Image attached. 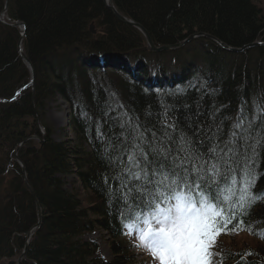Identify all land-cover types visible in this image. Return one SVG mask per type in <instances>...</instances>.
Wrapping results in <instances>:
<instances>
[{"label": "trees", "instance_id": "16d2710c", "mask_svg": "<svg viewBox=\"0 0 264 264\" xmlns=\"http://www.w3.org/2000/svg\"><path fill=\"white\" fill-rule=\"evenodd\" d=\"M113 1L122 14L142 23L156 43L174 42L198 31L212 33L232 46L264 36V10L259 0ZM8 17L11 22L26 25L23 49L43 85L38 83L39 90L43 94L49 90L53 96L60 93L69 102L73 134H62L55 140L53 129L46 124L45 143L36 147L34 140H30L28 148L24 147L31 154L22 158L42 216L27 250L29 261L22 264H31V260L37 264H99L91 258L94 245L83 238L92 231L108 232L117 264H136L134 254L117 243L119 219L127 208L114 201L113 189L122 199L127 197L124 181L116 183L127 160H117L122 153L111 161L106 159L109 149L118 146L127 135L129 126L139 125L140 131H144L143 126L157 123L156 114L160 113L159 123L174 126L179 117L181 126L186 127L184 118L190 116L191 122L203 129L196 137L197 143L213 133L229 139L239 120H243L245 127L254 121L257 130L264 126V47L235 54L209 44L208 40H194L190 48L180 51L181 56L176 53L171 61L155 65L153 72L158 79L167 81L171 77L175 84L172 89H154L126 71L125 76L118 70H114L113 76L99 70L91 73L70 54L75 44L94 40L88 30L91 22L110 39L98 38L95 42L99 49H103L100 40L121 50L142 43L139 32L119 22L105 8L103 0H10ZM18 39L17 28L0 25L1 97L10 96L13 86L29 77L17 53ZM59 54L67 55L59 58ZM147 55L145 60L157 59V55ZM184 68H191L194 76H186ZM2 105L0 264H5L20 253L25 233L38 219L36 203L23 182L21 168L17 163L9 167V156L23 137L38 131L32 116L31 123L26 124L28 113H13L19 108L17 104L8 106L10 109L5 112ZM167 105H175L178 110L169 113ZM183 105H188L190 111ZM224 117L228 119L219 132L215 127L210 129L213 121L219 125ZM33 151L41 155L38 159L45 160L41 166L32 157ZM253 159L256 175L252 192L264 194V147H257ZM55 172L59 174L56 176ZM70 175L76 178L68 179ZM233 177L239 179L236 172ZM222 220L225 226L214 234V246H220L219 240H234L242 234L254 239L257 245L213 248L221 254L214 258L215 264H264V199L251 207L247 218L225 212Z\"/></svg>", "mask_w": 264, "mask_h": 264}, {"label": "snow or ice", "instance_id": "6c2138e0", "mask_svg": "<svg viewBox=\"0 0 264 264\" xmlns=\"http://www.w3.org/2000/svg\"><path fill=\"white\" fill-rule=\"evenodd\" d=\"M166 107L169 113L178 110L175 105ZM183 108L190 111L188 105ZM184 119L186 127L179 117L174 126L159 123L157 113V123L143 126L144 131H140L142 126H129L119 145L109 149L107 160L118 153L122 156L117 160H127L116 180L117 185L124 181L127 197L122 199L113 189L114 201L130 208L127 219L146 225L139 228L140 239L158 264H215L214 258L221 254L212 251L214 234L225 226L223 213L247 218L251 207L264 199V194L252 192L253 157L258 146L264 147V126L257 130L254 121L245 127L239 120L229 139L213 133L197 143L203 129L190 116ZM226 119L219 125L213 121L210 129L219 132Z\"/></svg>", "mask_w": 264, "mask_h": 264}, {"label": "bare ground", "instance_id": "6f19581e", "mask_svg": "<svg viewBox=\"0 0 264 264\" xmlns=\"http://www.w3.org/2000/svg\"><path fill=\"white\" fill-rule=\"evenodd\" d=\"M9 1L8 0V6H9ZM108 2L110 0H107ZM114 6L116 7L114 1L112 0ZM5 3V1H4ZM104 3V0H103ZM106 8V7H105ZM117 8V7H116ZM107 9V8H106ZM108 10V9H107ZM110 11V10H108ZM124 15V14H123ZM114 16V15H113ZM126 16V15H124ZM129 19L136 21L135 19L126 16ZM119 21V20H118ZM121 22V21H119ZM138 22V21H136ZM16 24H19L18 22H14ZM24 23V22H23ZM122 23V22H121ZM140 23V22H138ZM126 26H129L131 28H134L135 30H137L139 32V34L141 35L142 38V43L140 45L137 46H128L125 50H121V49H116V47H110L109 44L107 42H105L104 40H100V44L103 47V49H99V47H97V44L95 41L98 40V38L104 37V34H100V31L98 32L97 28L95 27V23L91 22L89 25V31L91 32L93 39H88L85 41H82L80 43H77L74 45L73 47V51L72 53H70L74 59L79 60L80 61V65L83 67L84 70H87L91 73H96L98 70L101 72H108L111 76L114 75L115 71L114 70H118L122 73H120V75L125 76L124 71H126V73L129 76H132L133 79H136L139 82H142L143 84H146L147 87L149 88H154V89H172L171 87L174 86L175 82L173 81L172 78L168 77L166 78L167 81H169L168 83H164L163 81H161V79H158L156 77V75L154 74V68L155 65L162 62V63H166L169 62L173 59V57H175V54L179 53L180 55V51L181 50H185L190 48V46H192V42H194V40H198V39H203V40H208L209 44H215L218 47H220L221 49L231 52V53H235V54H241V53H245V52H249L252 49L258 48V47H264V36L259 37L251 42L242 44L241 46H232L228 43H226L224 40L220 39L219 37H217L216 35L209 33V32H205V31H198V32H203L206 33L210 36H213L219 40H221L222 42L228 44L229 46H231L232 48H236V49H243L242 51H231V50H227L222 48L217 42H215L213 39L209 38V37H205V36H201L198 38H195L193 40H190L188 42H186V44H184L181 47H173L172 49H168L169 46H174L180 42H182L183 40H185L188 36H190L191 34L177 40L174 42H163V43H156L153 39V37L151 36L150 32L145 28V26L140 23L144 29H146V31L148 32L150 38L153 41V44L155 46V48H161V50H153L150 48L149 43L146 39V36L144 35V33L138 29L137 27L128 25L123 23ZM0 25L4 26L3 23L0 22ZM21 33H23L22 30H20ZM196 33V32H194ZM26 34V33H25ZM21 36V35H20ZM20 36L19 39L17 41V53L19 55V57L21 58L20 55V51L26 55V53L24 52L23 49V43H24V38L26 35H23V39L22 42L20 44V47L18 46V42L20 40ZM129 37V36H128ZM135 37V35L132 34V38ZM104 39H106L107 41H110V39L108 37H104ZM256 42H260L262 44L260 45H255L252 47H248V44L251 43H256ZM141 53V54H140ZM147 54H153V55H157V59H153V60H148L145 58L148 56ZM65 55L67 54H59V58H63L65 57ZM181 56V55H180ZM26 57L28 58V56L26 55ZM22 60V58H21ZM29 60V58H28ZM30 61V60H29ZM31 62V61H30ZM155 62V63H154ZM22 63L24 64L25 67H27L26 69L28 70V80L24 82H20L19 84L13 86V88L11 89V95L7 96V97H1L0 96V104H3V112L9 110L10 108H8V106H12L14 103L18 105V110L17 108L13 111L14 114H21L24 115L25 113L29 114V118H25V122L26 124H30V118L31 120L34 122L35 127H36V131H38V133H29L27 134L25 137H23V140L21 141V143H19L16 147L13 148L12 153L9 156V167L13 166L15 163H17L22 171V177H23V182L25 184V186L27 187V189L29 190L30 196L32 198H34L35 203H36V207H37V211L38 208L40 207V204L38 202V199L36 197V193L34 191V187L31 185L28 176H27V168H26V164L24 163V160L22 158V156H31V154H29L28 150H25V145L28 148V144L30 143V140L35 139L34 141V145L36 147H41L45 141H46V133H47V125L46 123H43V118L45 117V114L47 113L49 107L51 104L55 103L61 99L63 101L66 102L67 106L69 109V112L71 113V107L69 102L67 101V99L65 97H63L62 95H60V93H56L55 96L52 95V93L48 90H46L43 94V92H41V90H39L38 88V83L39 86L43 85L39 82L38 80V76L36 71H34L33 69V64L32 66L29 65V63L24 62L22 60ZM120 64V65H119ZM200 65V64H199ZM198 65V66H199ZM31 70H29L30 68ZM186 69V76H194V72H190L192 69L191 68H184ZM147 73H149V76L147 75ZM120 75L117 74V77L120 78ZM170 76H173V73L169 74ZM148 77V78H147ZM147 78V80H145ZM51 94V95H49ZM245 96H247V94L245 93ZM21 100V101H20ZM19 103V104H18ZM60 105V104H59ZM28 110V111H26ZM2 111V109H1ZM17 112V113H16ZM68 113V112H66ZM69 113V114H70ZM41 124L43 127H39L37 124ZM49 127L51 129H53V133H52V138L57 140L59 139V136L64 134V135H69L70 137H73L72 134V128L70 125V115L68 118V122L66 127L60 128V129H55L52 126L49 125ZM40 128V130H39ZM43 129V130H42ZM42 130V131H41ZM40 134L41 138H37L36 135ZM45 137V138H44ZM24 148V149H23ZM35 153L34 156L32 157H40V154H37L36 152H32ZM33 155V154H32ZM36 158H30L31 159H35ZM36 161H38L39 165L41 166L45 160L43 159H36ZM8 167V169H9ZM58 172H55L54 175H58ZM68 179H71V177H75L74 175H70L68 176ZM76 178V177H75ZM69 186V185H68ZM31 189V190H30ZM41 210V208H40ZM2 211V209L0 208V212ZM130 211V208H127V212L124 213L123 215L120 216L119 219V232H118V240L117 243L120 244L123 248L124 245L126 246V250H128V253L132 254L134 253V250L137 248L136 243H133L130 238H128V235L130 234V232L127 231V226L129 225V227L131 226H135V229H139L140 227L143 226V222L141 221L139 223V225L137 224V222L135 220H129L127 219V215ZM2 213V212H1ZM42 216V212L40 213ZM146 216V214H145ZM39 220V212H38V219L37 222L25 233L24 236V242H23V246L21 248L20 253H18L14 258L11 259V263L12 264H22L25 261H29V258L27 257V250L30 246V243L32 241V237L33 234L36 232V230L39 229V227L34 228V226L38 223ZM41 225V223H40ZM34 228V229H33ZM31 231V235L28 234V232ZM99 231H92L90 234H94L97 235ZM106 238L108 239V242L106 246L109 247V251L104 249V254H102L101 256H99L100 253L103 252L102 247V241L100 238H98L97 236H93L92 240H86L87 242H89L90 244L94 245L93 251H92V256L91 258L93 260H97L99 261V264L102 263H110V264H117V261L113 255V252L110 248V240H111V236L108 234V232H102ZM89 234V233H88ZM133 237L136 233H132ZM135 239V238H134ZM105 247V246H104ZM31 264H37L36 262H34L33 260H31ZM136 264H144V262H136Z\"/></svg>", "mask_w": 264, "mask_h": 264}, {"label": "rangeland", "instance_id": "374dc122", "mask_svg": "<svg viewBox=\"0 0 264 264\" xmlns=\"http://www.w3.org/2000/svg\"><path fill=\"white\" fill-rule=\"evenodd\" d=\"M258 4L264 10V0H259ZM0 8H1L0 9V19L1 18L5 19V17H3V14H4L3 13V4H0ZM16 28H18V30H19L20 26H16ZM33 69H34V67H33ZM34 71H35V69H34ZM147 75L149 76V73H147ZM147 78L145 80H147ZM163 82L168 83L169 81L163 80ZM66 106H67L66 102L61 100V99L58 101V103L56 101L55 103L51 104L47 113L45 114V117L42 120L43 123L44 124L46 123L55 129H60V128L66 127L67 122H68V118L70 115L69 109H68V107L66 108ZM66 112H68V113H66ZM37 125L41 128L43 127L40 123ZM39 130H40V128H39ZM36 137L41 138V135L37 134ZM33 140L35 141V139H33ZM142 227H146V225L143 224ZM94 234H90V233L84 234L83 238L85 240H90V241L92 240L93 236H97L98 238H100L102 241V245H103V247L101 249V250H103V252L99 254V256H101L102 254L105 253L104 249L109 251V249H108L109 247H107L106 246L107 243H105V242H108V239L106 238V236L101 231H99L97 235H94ZM140 235H141V233L135 234L134 237H133L132 233H130L128 235V238H130V240L133 243H136V246H137V248L135 249V253L137 255L134 254L136 262H144V264H158V262L154 258H152V256H151V249L148 248L146 243L140 239ZM214 241H215V239H214ZM219 241H220V244H219L220 246L216 247V245H215L213 248H221L223 250L224 248H227L228 245H232L234 248L240 249V247H242V246L244 247V245H248V244L252 247L257 245V242L254 239L250 238L248 235H243V234L236 236L234 240L224 239V241H222V240H219ZM222 243H224V244L221 245ZM213 252H217L216 249H214ZM215 259H216V257H215ZM215 261L217 262V260H215ZM5 264H11V263H8V261H6Z\"/></svg>", "mask_w": 264, "mask_h": 264}, {"label": "water", "instance_id": "95a60500", "mask_svg": "<svg viewBox=\"0 0 264 264\" xmlns=\"http://www.w3.org/2000/svg\"><path fill=\"white\" fill-rule=\"evenodd\" d=\"M104 6L108 9V10H110V12L114 15V17L117 19V20H119V21H121L122 23H125V24H128V25H131V26H134V27H137L138 29H140L143 33H144V35L146 36V39H147V41H148V43H149V46H150V48L151 49H153V50H161L162 49V47L161 48H155V46H154V44H153V41H152V39L150 38V36H149V34H148V32L146 31V29H144V27L140 24V23H138V22H136V21H133V20H131V19H129L128 17H126V16H124L115 6H114V4H113V2H112V0H110L109 2L107 1V0H104ZM7 8H8V0H5V4H4V9H3V13H6L7 12ZM12 26H17V25H22V27H23V33H22V35H21V37H20V40H19V42H18V46L20 47V44H21V42H22V39H23V35H25V32H26V27H25V24L24 23H19V24H11ZM201 36H205V37H209V38H211V39H213L215 42H217L222 48H224V49H227V50H231V51H242L243 49H236V48H232L231 46H229L228 44H226V43H224V42H222L221 40H219V39H217V38H215V37H213V36H210V35H208V34H206V33H203V32H196V33H193V34H191L190 36H188L185 40H183L182 42H180V43H178V44H176V45H174V46H169L168 47V49H172L173 47H181V46H183L184 44H186V42H188V41H190V40H193V39H195V38H198V37H201ZM260 44H262V43H260V42H256V43H251V44H248L247 46L248 47H252V46H255V45H260ZM20 55H21V58H22V60L24 61V62H28L29 63V65H31L32 66V64H31V62L28 60V58L26 57V55L23 53V51L21 52L20 51ZM30 68V67H29ZM30 70H31V68H30ZM42 131V130H41ZM31 190V189H30ZM38 212H39V220H38V223L34 226V228H37V227H39L40 226V223H41V210H40V207L38 208ZM33 228V229H34ZM31 231H29L28 232V234L29 235H31Z\"/></svg>", "mask_w": 264, "mask_h": 264}]
</instances>
